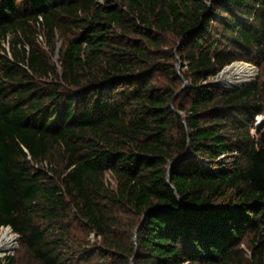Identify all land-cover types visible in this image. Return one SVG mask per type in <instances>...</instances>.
I'll return each instance as SVG.
<instances>
[{
    "label": "trees",
    "instance_id": "trees-1",
    "mask_svg": "<svg viewBox=\"0 0 264 264\" xmlns=\"http://www.w3.org/2000/svg\"><path fill=\"white\" fill-rule=\"evenodd\" d=\"M240 59L264 0H0V264H264V82H209Z\"/></svg>",
    "mask_w": 264,
    "mask_h": 264
},
{
    "label": "bare ground",
    "instance_id": "bare-ground-1",
    "mask_svg": "<svg viewBox=\"0 0 264 264\" xmlns=\"http://www.w3.org/2000/svg\"><path fill=\"white\" fill-rule=\"evenodd\" d=\"M254 74L255 69L250 64L233 62L223 69L218 79L231 84H239L249 80ZM14 233L9 227L3 226L0 228V256L16 246L18 236Z\"/></svg>",
    "mask_w": 264,
    "mask_h": 264
},
{
    "label": "rangeland",
    "instance_id": "rangeland-1",
    "mask_svg": "<svg viewBox=\"0 0 264 264\" xmlns=\"http://www.w3.org/2000/svg\"><path fill=\"white\" fill-rule=\"evenodd\" d=\"M40 39L42 40V42H44L45 40V37H40ZM45 43V42H44ZM7 48H9V42H5L3 43ZM61 46V41H59V47ZM56 60H58V55L57 57L55 58ZM235 62H244V63H247V64H250L252 67H254L255 69V74L249 79V81H252L256 78H259L261 82H264V60L262 61V65H257L255 62H251V61H247V60H243V59H240V60H236L234 61ZM226 68V67H225ZM214 80V77L210 78L209 82ZM248 81V80H247ZM248 81V82H249ZM255 127L252 129L253 132H260V131H264V112L259 114L258 116H256V123H255ZM108 179L109 180H113L112 179V176L110 174H108ZM2 228V227H1ZM16 234V233H14ZM17 235V234H16ZM92 239L93 240H96V236L94 235V233L92 234ZM19 239L17 240V244L16 246L13 248L12 253H14L15 251H17L19 249ZM5 257V256H4ZM3 257V258H4ZM1 258L0 261L3 259Z\"/></svg>",
    "mask_w": 264,
    "mask_h": 264
},
{
    "label": "water",
    "instance_id": "water-1",
    "mask_svg": "<svg viewBox=\"0 0 264 264\" xmlns=\"http://www.w3.org/2000/svg\"><path fill=\"white\" fill-rule=\"evenodd\" d=\"M225 68V67H224ZM223 68V69H224ZM223 69L217 74L214 76V80L210 81L211 84H214L216 86H223V87H227V88H230V89H234V88H238L240 86H242L244 83L248 82V81H245V82H242V83H239V84H231V83H228V82H225V81H222L220 79H218L219 75L222 73ZM187 85V83H186ZM185 85V86H186ZM6 227H9L12 231V227L11 226H6ZM17 234V233H16ZM18 236V239H19V234H17ZM13 250V249H12ZM12 250H9L8 252H6L3 256H0V259L3 258L4 256H6L7 254H10L12 252Z\"/></svg>",
    "mask_w": 264,
    "mask_h": 264
}]
</instances>
